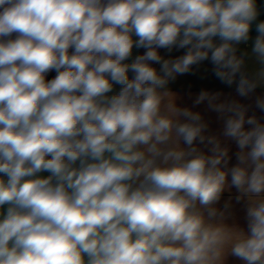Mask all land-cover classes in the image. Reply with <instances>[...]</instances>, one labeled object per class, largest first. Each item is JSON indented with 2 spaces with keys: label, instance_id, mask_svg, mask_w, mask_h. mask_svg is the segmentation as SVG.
Instances as JSON below:
<instances>
[{
  "label": "clouds",
  "instance_id": "obj_1",
  "mask_svg": "<svg viewBox=\"0 0 264 264\" xmlns=\"http://www.w3.org/2000/svg\"><path fill=\"white\" fill-rule=\"evenodd\" d=\"M258 16L257 0H0V264H264V123L199 93L229 166L168 88L206 60L240 97L264 86ZM233 187L246 231L216 206Z\"/></svg>",
  "mask_w": 264,
  "mask_h": 264
},
{
  "label": "crops",
  "instance_id": "obj_2",
  "mask_svg": "<svg viewBox=\"0 0 264 264\" xmlns=\"http://www.w3.org/2000/svg\"><path fill=\"white\" fill-rule=\"evenodd\" d=\"M257 6L259 11L258 20H264V0H257ZM251 36L254 38L256 36L255 27L251 31ZM252 40H249L247 43H243L239 46L241 52L251 51ZM186 49H176L169 53L166 49L162 50L161 55L165 58H176L185 53ZM249 69L255 67L254 62L248 60ZM159 69V65L156 66ZM237 85L234 83L231 86H228L222 83L213 72V65L209 60L202 62L199 65H194L192 71L182 75H177L174 81H170L168 88L175 96V103L179 107H187L194 112L201 113L204 121L208 124V129L206 134H212L218 136L222 141V146L229 149V156L231 157L229 161V166H232L236 163L235 153L238 151V148L235 142L230 139L223 137V126L224 122L219 118V114L215 111H212L208 108L207 102H202L199 105L194 104L196 97L201 91L207 90L209 92H220L222 93V100H237L240 103L249 106L247 115H256L262 123H264V111H261L256 107L255 101L258 96H264V86L257 87L254 93L250 97H240L236 91ZM245 127H249L245 125ZM203 151L208 152V148L203 144H198ZM210 154V153H209ZM42 177H47L50 175L48 172H43L39 174ZM230 180V177H229ZM238 195L237 190L233 187L230 190H225L221 199L216 205L218 208L223 209L226 202H231V207L228 211L231 213L228 222L235 223L241 228L247 230V221H246V202L240 201L236 202L235 197ZM227 264H243V262L236 257H229Z\"/></svg>",
  "mask_w": 264,
  "mask_h": 264
},
{
  "label": "water",
  "instance_id": "obj_3",
  "mask_svg": "<svg viewBox=\"0 0 264 264\" xmlns=\"http://www.w3.org/2000/svg\"><path fill=\"white\" fill-rule=\"evenodd\" d=\"M137 39V37H135V35L133 36V40H136ZM141 49L142 48H139V49H137L135 46L133 47V50H132V55H131V57L129 58V59H127L126 61H124V63H132L134 60H135V58L140 54V52H141ZM131 71H129V73H128V75H129V78H130V76H131ZM119 85H114V90H113V92L112 93H109V95H112V94H115L116 92H118L119 91Z\"/></svg>",
  "mask_w": 264,
  "mask_h": 264
},
{
  "label": "trees",
  "instance_id": "obj_4",
  "mask_svg": "<svg viewBox=\"0 0 264 264\" xmlns=\"http://www.w3.org/2000/svg\"><path fill=\"white\" fill-rule=\"evenodd\" d=\"M13 38H14V35H13ZM162 50H163V49H160V50H159V51H160V54L162 53ZM71 51H72V50L70 49V52H71ZM145 51H146V49L142 48V49H141V52H140L139 55H142ZM153 66L156 67L157 64H154ZM56 75H57V73L53 70V71L47 73V75H46V80H51V79H53ZM132 76H133V73H131L130 79L132 78Z\"/></svg>",
  "mask_w": 264,
  "mask_h": 264
},
{
  "label": "rangeland",
  "instance_id": "obj_5",
  "mask_svg": "<svg viewBox=\"0 0 264 264\" xmlns=\"http://www.w3.org/2000/svg\"><path fill=\"white\" fill-rule=\"evenodd\" d=\"M15 36V34H13Z\"/></svg>",
  "mask_w": 264,
  "mask_h": 264
}]
</instances>
